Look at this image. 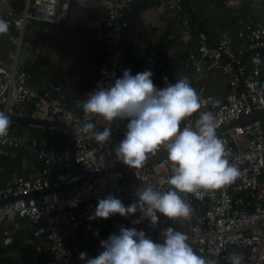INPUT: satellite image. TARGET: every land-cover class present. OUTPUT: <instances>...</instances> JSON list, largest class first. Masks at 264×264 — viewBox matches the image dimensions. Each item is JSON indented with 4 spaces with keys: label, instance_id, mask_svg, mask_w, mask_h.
<instances>
[{
    "label": "built area",
    "instance_id": "built-area-1",
    "mask_svg": "<svg viewBox=\"0 0 264 264\" xmlns=\"http://www.w3.org/2000/svg\"><path fill=\"white\" fill-rule=\"evenodd\" d=\"M109 1L106 15L97 21L90 15L87 0H24L21 11L0 8V18L12 29L10 49L6 57L0 59V109L20 115L24 114L26 104L32 103L33 117L70 124L75 133L76 163L83 171L100 173L97 177L86 178L83 172L76 171L70 164L67 146L61 151L63 156L58 157L63 163L62 170L51 166L56 159L53 151H40L38 156L45 159L46 164L36 175L6 184L0 180V264H4L2 246L12 237L14 225L22 219L27 221L29 228L25 244L33 250L29 264H84L79 253L86 251L88 257L98 255L103 250L100 240L118 232L121 226L119 213L108 218L89 219L98 198L111 192L127 205L136 199L135 191L140 185H151L161 191L174 187L167 182L172 174L168 156L139 168H120L126 164L115 158L114 146L122 138L126 124L122 120H104L100 126L97 123L99 114L85 113L65 102L66 94L60 85H51L55 94L34 87L30 69L19 64L26 27L32 23H46L57 31L69 26L92 30L102 54L99 86H108L122 76L126 68L133 72L125 42L134 20L133 0ZM228 1L221 0L222 3ZM164 2L185 32L191 31L195 14L186 0ZM253 11L258 12V20L253 19ZM198 42V50L189 54L186 64L198 57L202 59V63L195 66L201 107L196 115L185 117L180 127H195L203 111L216 115L218 129L263 109L264 1L251 3L235 35L224 30L217 41L211 43L208 34L200 31ZM160 65V87H164V77L172 82L171 73L163 61ZM205 65L229 80L231 91L225 98L219 99L200 82V71ZM88 121L94 122L100 130L111 126V139L100 144L90 133L83 132L82 125ZM22 131L25 132V128ZM219 136L225 142L230 162L241 170L240 176L215 189L181 193L193 209L188 219L167 218L161 214L153 227L147 218L134 223L140 216L137 211L126 216L125 227L143 229L153 239H159L160 230L171 225L187 234L188 242L208 264H230L228 256L232 252L243 253L244 264H264V121L253 119ZM24 141V135L12 119L6 135L0 137V157L22 146ZM33 143L36 144V139ZM165 151L161 147L155 154L150 153L148 159ZM97 231L98 235L94 234Z\"/></svg>",
    "mask_w": 264,
    "mask_h": 264
},
{
    "label": "clouds",
    "instance_id": "clouds-1",
    "mask_svg": "<svg viewBox=\"0 0 264 264\" xmlns=\"http://www.w3.org/2000/svg\"><path fill=\"white\" fill-rule=\"evenodd\" d=\"M8 22L0 18V34L8 31ZM152 70L132 74L124 69L123 75L108 86H98L87 94L82 103L85 113L99 114L112 122L126 120L122 138L114 146L115 158L131 168L141 167L150 153L161 147L166 149L172 162L170 187L161 191L151 185H140L136 199L125 203L108 192L98 198L89 219L108 218L119 213L130 216L137 211L140 216L133 222L147 218L156 226L160 215L167 218L188 219L192 206L181 193H194L201 188L215 189L231 183L241 175V170L230 162L224 140L217 133L216 115L203 111L195 127H180L181 121L201 107L200 97L187 76L168 82L164 87L154 84ZM219 104V101L215 102ZM12 122L11 115L0 109V137H4ZM82 131L104 144L111 139V126L97 129L94 122L82 125ZM98 235V231L94 233ZM159 239H153L145 230L121 225L118 232L100 240L103 248L98 255L88 257L81 251L84 264H208L188 242L187 234L171 225L160 230ZM230 264H244V254L232 252Z\"/></svg>",
    "mask_w": 264,
    "mask_h": 264
},
{
    "label": "crops",
    "instance_id": "crops-1",
    "mask_svg": "<svg viewBox=\"0 0 264 264\" xmlns=\"http://www.w3.org/2000/svg\"><path fill=\"white\" fill-rule=\"evenodd\" d=\"M98 9H94L87 0L90 15L94 21L101 20L107 13L109 0H93ZM257 0H186L195 14L191 31L185 32L182 24L175 20L167 9L164 0H133L131 11L134 14L132 26L125 36L129 48L132 74L151 69L153 82L158 87L162 83L163 61L171 73V81L187 76L196 89L195 66L202 63L198 57L186 64L190 53L199 47L198 34L205 31L209 41L215 43L224 30L236 34L247 17L251 3ZM0 8H11L21 11L24 0H0ZM254 20L259 19L256 11L252 12ZM12 29L0 34V59L5 58L10 49L9 37ZM237 44V41L234 45ZM23 47L26 55L25 66L31 71V82L40 91L55 94L51 85H60L66 94L65 102L83 111L82 103L87 94L99 86L98 71L101 61V49L94 40L92 30L84 27H66L57 31L46 23H32L24 31ZM200 82L204 83L210 93L219 99L231 91L229 80L218 71L205 65L200 71ZM32 103L26 104L22 117L32 116ZM197 110L189 116L196 115ZM19 115V114H17ZM100 116L98 124H103ZM125 124L126 120H122ZM24 137L29 130L48 133V140L55 134H67L66 131L52 130L25 122L15 121ZM25 128V132L22 129ZM52 130V132H51ZM53 135V136H52ZM44 135H38L36 144L33 138L24 141L23 145L11 149L8 155L0 157V180L3 184L14 182L20 177L34 176L46 164L45 159L38 156L40 151H53L49 144H43ZM56 150V148H55ZM57 151V150H56ZM58 152V151H57ZM55 170H62L63 163L57 159L51 162ZM14 233L2 246L4 264H29L33 255L32 247L25 244L24 238L29 228L26 220H19L14 225Z\"/></svg>",
    "mask_w": 264,
    "mask_h": 264
},
{
    "label": "water",
    "instance_id": "water-1",
    "mask_svg": "<svg viewBox=\"0 0 264 264\" xmlns=\"http://www.w3.org/2000/svg\"><path fill=\"white\" fill-rule=\"evenodd\" d=\"M97 2L90 0V4L94 9H98L99 7L96 4ZM26 55V48L22 47L21 51H20V55H19V64L23 65V58ZM2 106L0 105V108ZM12 119L14 121H18V122H25V123H29L35 126H39V127H44V128H49L52 130H58V131H66L68 133V137H69V141H68V152H69V158H70V164L71 166L76 170V171H81L83 172V174L85 175L86 178H90V177H97L100 175V173H92V172H87V171H83L82 168L80 167L79 164L76 163L75 161V133H74V129L73 127L63 121L60 120H48V119H42V118H37V117H22L20 115H17L15 113H11L10 114ZM258 118H264V108L254 111L253 113L243 116L241 119L239 120H235L232 121L224 126H222L221 128L216 129L218 135L226 132L228 130H230L231 128L239 125V124H244L247 123L253 119H258ZM51 130V132H52ZM60 133V132H59ZM55 134L54 138L52 140H48V133H44L42 130L41 131H37L35 130H29L28 134L25 136V141L28 142L30 141V138L36 139L38 138V135H44L43 137V144H49V146H51L53 148V156L54 158H58L59 156H63L62 152H57L55 150V140L56 138H58V136L60 134ZM53 136V135H52ZM167 151L163 152L162 154L153 157L151 159L146 160V162L143 164H151L154 163L156 161H160L163 158L167 157ZM128 167V165H124L121 166L120 168H125ZM120 215V214H119ZM124 220H126V216H122L120 215Z\"/></svg>",
    "mask_w": 264,
    "mask_h": 264
},
{
    "label": "trees",
    "instance_id": "trees-1",
    "mask_svg": "<svg viewBox=\"0 0 264 264\" xmlns=\"http://www.w3.org/2000/svg\"><path fill=\"white\" fill-rule=\"evenodd\" d=\"M262 120L264 121V118H262ZM54 138V136H53ZM68 141H69V137L67 134H60L58 136V138H56L55 140V148L58 152H61L63 150H65L68 146Z\"/></svg>",
    "mask_w": 264,
    "mask_h": 264
},
{
    "label": "rangeland",
    "instance_id": "rangeland-1",
    "mask_svg": "<svg viewBox=\"0 0 264 264\" xmlns=\"http://www.w3.org/2000/svg\"><path fill=\"white\" fill-rule=\"evenodd\" d=\"M246 1L249 3L251 0H246ZM257 1H262V0H257ZM263 1H264V0H263ZM118 220H119V222L121 223V225L125 226V224H124L125 220H124V219L119 218Z\"/></svg>",
    "mask_w": 264,
    "mask_h": 264
}]
</instances>
